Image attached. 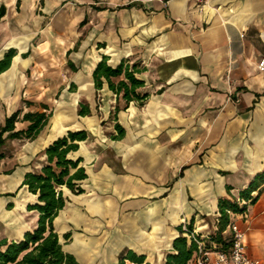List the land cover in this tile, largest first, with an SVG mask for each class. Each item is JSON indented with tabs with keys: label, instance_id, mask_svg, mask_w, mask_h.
I'll use <instances>...</instances> for the list:
<instances>
[{
	"label": "crops",
	"instance_id": "obj_1",
	"mask_svg": "<svg viewBox=\"0 0 264 264\" xmlns=\"http://www.w3.org/2000/svg\"><path fill=\"white\" fill-rule=\"evenodd\" d=\"M1 8L0 60L15 55L0 73V128L16 111V131L30 125L27 113L50 117L36 138L2 147L0 240L37 226L25 175L47 164L52 142L80 130L88 138L68 156L82 159L83 192L63 187L54 219L66 252L81 264H165L179 226L209 238L219 199L238 198L264 170V0H208L202 9L195 0H0ZM104 57L112 68L136 66L142 103H127L105 79L96 88ZM252 197L231 220L264 264V184ZM9 227L18 235H3Z\"/></svg>",
	"mask_w": 264,
	"mask_h": 264
},
{
	"label": "trees",
	"instance_id": "obj_2",
	"mask_svg": "<svg viewBox=\"0 0 264 264\" xmlns=\"http://www.w3.org/2000/svg\"><path fill=\"white\" fill-rule=\"evenodd\" d=\"M4 13V8H1L0 18ZM14 55V51L11 50L4 59L0 60V73L9 68ZM135 72H137L136 66L130 68L125 61H122L116 68H112L107 64V58L104 57L94 71L95 86L97 89L102 88L103 79H105L109 88L118 95L122 94L127 103L132 100L142 103L147 95H140L136 90L144 85V81L138 79ZM122 75L125 76L124 80L113 81L114 78ZM89 113V107L81 104L79 114L84 116ZM19 116L20 111L14 112L7 117L5 125L0 128V160L5 157L2 147L6 139H34L47 125L50 117L45 112L27 113L23 119L29 121L30 125L26 130L16 131L15 123L19 120ZM116 129L118 134L113 138H122L125 133L123 127L116 124ZM5 133H7L6 137H4ZM87 138L86 130L69 131L46 148L47 164L41 171L29 172L25 175L21 187L27 186L29 192L37 195V203L28 205V210H35L39 214L37 226L33 230L26 231L21 239L3 238L0 240V264H81L74 255L63 249L60 235L54 228V219L66 204L63 187L77 194L83 192L79 182L84 180L87 174L85 168L80 166L82 159L73 160L68 155L70 152L77 151L79 142ZM6 173H11V170ZM263 184L264 170L254 177L247 188L239 192L238 198L232 196L219 199V215L215 232L206 239H202L200 234L196 233V236L204 242L205 248L211 249L213 244L224 249L229 247L231 237H225L224 233L230 223L231 214L244 213L246 205L242 204V201H254L256 197H252V193ZM8 195L14 196L15 194ZM186 228L188 232H191L192 223L187 224ZM178 230L180 235L173 241L174 252L167 256L165 264H188L194 256H198L197 243L189 239L183 226H179ZM69 238L70 234L64 235V239ZM127 259L134 263L144 262L143 256H137L133 252L129 253ZM121 264H125L124 260Z\"/></svg>",
	"mask_w": 264,
	"mask_h": 264
},
{
	"label": "built area",
	"instance_id": "obj_3",
	"mask_svg": "<svg viewBox=\"0 0 264 264\" xmlns=\"http://www.w3.org/2000/svg\"><path fill=\"white\" fill-rule=\"evenodd\" d=\"M199 8L202 9L208 0H195ZM260 72H264V57L257 65ZM246 203V202H243ZM187 231L186 226L183 227ZM228 229L231 232V241L227 249L221 248L213 244L211 249L205 248L204 242L196 236V232L192 230L186 233L189 239H193L198 245V256L196 264H259L257 260L252 259L247 251L244 242L245 233L242 231L234 220H231Z\"/></svg>",
	"mask_w": 264,
	"mask_h": 264
},
{
	"label": "rangeland",
	"instance_id": "obj_4",
	"mask_svg": "<svg viewBox=\"0 0 264 264\" xmlns=\"http://www.w3.org/2000/svg\"><path fill=\"white\" fill-rule=\"evenodd\" d=\"M9 166H10V164L5 165L4 168H7ZM20 197L23 199H26V193L24 192V193L20 194ZM1 232L3 233V235H7L8 237H14V236L18 235V232L15 229H13L12 227L11 228L9 227L6 230L2 229Z\"/></svg>",
	"mask_w": 264,
	"mask_h": 264
}]
</instances>
